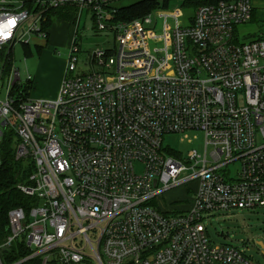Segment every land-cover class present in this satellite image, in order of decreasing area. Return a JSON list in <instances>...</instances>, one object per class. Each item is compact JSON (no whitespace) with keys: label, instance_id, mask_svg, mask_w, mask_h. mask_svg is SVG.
Masks as SVG:
<instances>
[{"label":"built area","instance_id":"1","mask_svg":"<svg viewBox=\"0 0 264 264\" xmlns=\"http://www.w3.org/2000/svg\"><path fill=\"white\" fill-rule=\"evenodd\" d=\"M123 1L0 0V146L13 132L15 160L33 167L17 186L26 204L8 212L0 264H256L214 246L205 225L264 208V35L240 41L237 31L253 0H142L156 5L131 19ZM70 7L113 47L75 75L74 35L57 97L31 100L14 50L48 41L47 16ZM190 132L202 133V154L163 145ZM181 186L189 208L161 209L158 198Z\"/></svg>","mask_w":264,"mask_h":264},{"label":"rangeland","instance_id":"2","mask_svg":"<svg viewBox=\"0 0 264 264\" xmlns=\"http://www.w3.org/2000/svg\"><path fill=\"white\" fill-rule=\"evenodd\" d=\"M16 1L12 0V2ZM139 1L142 0H125L121 4L129 5ZM179 5H182L181 1L174 0L166 6L174 8ZM253 5L255 20L238 27L240 41H245V38L253 35H264V0H253ZM193 15L194 11L190 7L185 10V15L182 18L184 25H189L186 18ZM62 23L59 21L51 23L52 30L58 32L57 44L52 41V36L49 41L35 38L30 41L29 55H25L27 54L25 53L26 46L19 45L14 50V65L19 70L21 80L24 81L28 75L32 77L31 100H54L57 97L71 48V37H73L75 30H77L76 46L79 50L76 54L75 75L93 70L90 57L94 52L113 47V36L97 31L91 15L87 14L85 10L75 23L71 25L65 22ZM36 47L42 48L41 55L36 52ZM57 84L58 89L55 91ZM0 99H4L3 94H0ZM10 133L13 134L11 131ZM15 145L16 139L14 138L13 148ZM163 145L168 147L173 154L178 153L183 157H186L191 150H195L199 154L204 151L203 135L198 132L183 135H165ZM136 169L140 171L141 166L137 165ZM189 187L193 189L194 184L189 185ZM190 194V190L186 194V189L183 186L171 189L158 198L157 204L163 210H181L184 205L179 204V202H184L187 199L186 196ZM205 225L207 229L206 237L214 246H236L256 264H264V208L250 212L221 213L211 217L205 222Z\"/></svg>","mask_w":264,"mask_h":264},{"label":"trees","instance_id":"3","mask_svg":"<svg viewBox=\"0 0 264 264\" xmlns=\"http://www.w3.org/2000/svg\"><path fill=\"white\" fill-rule=\"evenodd\" d=\"M25 3L27 7H30L31 2ZM155 5L156 2L154 1H141L133 5L122 7L121 9H119V14L121 15V18L127 17L131 19L149 13V11H151L155 7ZM75 16V9L73 8H65L53 11L47 16L46 27L49 30L52 26L51 23L54 21H62L71 25L76 22ZM253 17L254 14L252 12V18ZM74 35L75 37L73 44L75 45L77 42V30H75ZM255 37H258V35H255ZM29 49L30 47L26 46V56L30 54ZM41 51V47H36V52L38 53V55ZM13 136L14 135L10 132L9 134L5 133L0 146V236L5 235L6 233L8 225V212L11 209L26 204V198L17 189V186L19 184L27 183L28 176L33 171V167L31 164L24 162V160H15ZM190 202L191 200L186 199L184 202L179 203L184 205V208L179 211L183 212L187 210L190 206Z\"/></svg>","mask_w":264,"mask_h":264},{"label":"crops","instance_id":"4","mask_svg":"<svg viewBox=\"0 0 264 264\" xmlns=\"http://www.w3.org/2000/svg\"><path fill=\"white\" fill-rule=\"evenodd\" d=\"M21 1H23V2H33L34 0H21ZM253 14H254V17L252 18V20H255V8H254V5H253ZM59 22L62 23V21H59ZM63 23H64V22H63ZM63 23H62V24H63ZM57 33H58V32L52 30V27H50V29H49L48 41H49V39H51V36H52V41H53L54 43L57 44V43H58ZM74 33H75V32H74ZM73 37H74V35H73ZM73 37H71L72 40H73ZM59 43H60V41H59ZM71 44H72V41H71ZM41 53H42V51L40 52L39 55H41ZM64 72H65V70H64ZM63 76H64V73H63ZM63 76H62V78H63ZM59 81H60V79H59ZM61 81H62V79H61ZM61 81H60V83H61ZM55 87H56V90H55V91H57V89H58V84H57Z\"/></svg>","mask_w":264,"mask_h":264},{"label":"snow or ice","instance_id":"5","mask_svg":"<svg viewBox=\"0 0 264 264\" xmlns=\"http://www.w3.org/2000/svg\"><path fill=\"white\" fill-rule=\"evenodd\" d=\"M14 23V21H12V20H9L8 21V24L9 25H12ZM0 27H2V25H0ZM0 35H4L5 37L7 36V34L6 33H3L2 31H0Z\"/></svg>","mask_w":264,"mask_h":264},{"label":"water","instance_id":"6","mask_svg":"<svg viewBox=\"0 0 264 264\" xmlns=\"http://www.w3.org/2000/svg\"><path fill=\"white\" fill-rule=\"evenodd\" d=\"M259 246H262L261 244H258Z\"/></svg>","mask_w":264,"mask_h":264}]
</instances>
